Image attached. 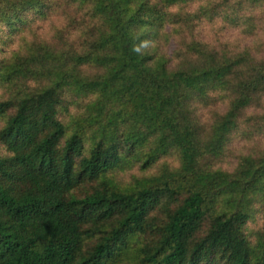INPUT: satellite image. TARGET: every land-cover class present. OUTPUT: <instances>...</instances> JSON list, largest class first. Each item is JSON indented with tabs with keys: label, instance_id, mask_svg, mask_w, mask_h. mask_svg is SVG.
<instances>
[{
	"label": "trees",
	"instance_id": "16d2710c",
	"mask_svg": "<svg viewBox=\"0 0 264 264\" xmlns=\"http://www.w3.org/2000/svg\"><path fill=\"white\" fill-rule=\"evenodd\" d=\"M263 12L0 0V49L22 45L0 61V264H264V150L231 161L264 136ZM239 27L249 42L232 51ZM72 95L87 102L68 127ZM131 153H146L142 170L164 162L124 188Z\"/></svg>",
	"mask_w": 264,
	"mask_h": 264
},
{
	"label": "rangeland",
	"instance_id": "374dc122",
	"mask_svg": "<svg viewBox=\"0 0 264 264\" xmlns=\"http://www.w3.org/2000/svg\"><path fill=\"white\" fill-rule=\"evenodd\" d=\"M175 10V9H173ZM248 13V12H247ZM246 13V15H247ZM249 14V13H248ZM263 17L261 16V18L258 20V23L260 24V29H261V33L262 30L264 31V12L262 13ZM250 15V14H249ZM51 23H47L44 25V27L40 30V35L41 37L45 36V32H48V29L50 27ZM201 27H199L197 30L200 31L203 35V38L206 37L207 33H208V29L209 26H205V23L200 25ZM165 33L168 36L167 37H163V41H164V45L162 51L163 54H166L167 56H171V60H170V67H172L173 65H175V60L173 58V54L175 53V50L178 47V39L176 38V35L173 32H170V28L166 27L165 29ZM49 33V32H48ZM215 32L212 36V40L215 39L216 36ZM225 33H227L230 36V47L231 50L233 51L235 49V51H240L243 47H246V45L249 42V39L247 37L244 36L242 28H235L232 30H228L225 31ZM175 35V36H174ZM257 40L261 43L262 40L264 41V34L263 36L257 34ZM262 44L264 45V42H262ZM19 46L18 43V37H16L14 39V43L12 45H10L8 48H5V50L0 49V61L6 57H9L11 55V53L15 52V49ZM22 45L19 46V48ZM261 57H264V53H261ZM0 95H1V91H0ZM264 100V99H263ZM80 102V103H79ZM87 102V98L79 100L78 102H76V100H74L73 95L70 96L69 100H68V110L66 113H64L63 116V120L66 122V125L69 127L70 124H72V118L79 113L81 110L78 108V105L80 104L82 106V108L85 106ZM79 103V104H78ZM262 107L264 110V101L262 102ZM82 115H84L82 113ZM211 117V116H210ZM91 137V132L90 135L88 136V138ZM130 143V142H128ZM234 150L232 153V159L231 161L238 156L239 154H257L260 153L262 150H264V136H255L253 139L249 140L248 142L244 143L242 140H238L237 143L234 144ZM127 147L124 148V150ZM2 152V149L0 148V153ZM130 159L131 160V164L128 167V170H125L121 173H117V177H116V181L123 185L124 188H127L129 186H133L135 180H140L142 178H147L150 177L151 175H154L157 173L159 167L162 165V163L164 161H161L157 166H155L154 168L152 167L151 169H147V170H142L141 168L145 166L146 161H147V155L146 153H143L141 155L138 153H131L129 154ZM165 162H168L169 165H175L176 159H174L173 157L168 158V160H165ZM229 166H231V163L229 164ZM116 175V174H115Z\"/></svg>",
	"mask_w": 264,
	"mask_h": 264
}]
</instances>
